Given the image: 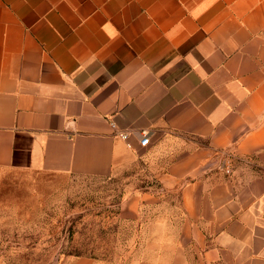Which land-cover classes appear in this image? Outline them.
Returning a JSON list of instances; mask_svg holds the SVG:
<instances>
[{
    "label": "crops",
    "instance_id": "crops-1",
    "mask_svg": "<svg viewBox=\"0 0 264 264\" xmlns=\"http://www.w3.org/2000/svg\"><path fill=\"white\" fill-rule=\"evenodd\" d=\"M169 146L188 234L130 264H264V0H0L1 169L108 176Z\"/></svg>",
    "mask_w": 264,
    "mask_h": 264
},
{
    "label": "rangeland",
    "instance_id": "rangeland-1",
    "mask_svg": "<svg viewBox=\"0 0 264 264\" xmlns=\"http://www.w3.org/2000/svg\"><path fill=\"white\" fill-rule=\"evenodd\" d=\"M170 146L108 176L0 168V264H69L77 256L130 264L158 240L187 237L178 185L161 180ZM221 155L213 165L231 172L232 159ZM142 191L151 195L138 211H125L128 196Z\"/></svg>",
    "mask_w": 264,
    "mask_h": 264
},
{
    "label": "built area",
    "instance_id": "built-area-1",
    "mask_svg": "<svg viewBox=\"0 0 264 264\" xmlns=\"http://www.w3.org/2000/svg\"><path fill=\"white\" fill-rule=\"evenodd\" d=\"M111 124H112V126H115L114 122H112ZM139 133H140L139 144L141 146H147L150 143L149 131L147 129H141L139 131ZM118 135L122 138H127L128 132L121 130V131H118ZM226 170H228V169L226 168Z\"/></svg>",
    "mask_w": 264,
    "mask_h": 264
}]
</instances>
